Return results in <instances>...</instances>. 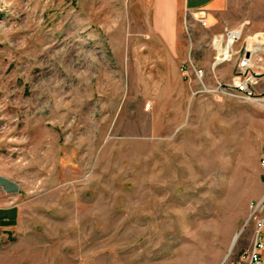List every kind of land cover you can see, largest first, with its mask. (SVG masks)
Returning <instances> with one entry per match:
<instances>
[{
    "label": "rangeland",
    "instance_id": "obj_1",
    "mask_svg": "<svg viewBox=\"0 0 264 264\" xmlns=\"http://www.w3.org/2000/svg\"><path fill=\"white\" fill-rule=\"evenodd\" d=\"M142 2L0 0V179L20 209L0 264H231L251 247L264 83L228 87L240 56L213 72L211 42L242 27L235 49L260 34L264 60V0H227L207 28L185 13L176 53Z\"/></svg>",
    "mask_w": 264,
    "mask_h": 264
},
{
    "label": "built area",
    "instance_id": "obj_2",
    "mask_svg": "<svg viewBox=\"0 0 264 264\" xmlns=\"http://www.w3.org/2000/svg\"><path fill=\"white\" fill-rule=\"evenodd\" d=\"M148 1V0H147ZM207 11L200 10L195 13L196 20L201 24L202 27H209ZM244 28L240 27L235 30H231L225 27L220 34L214 35L211 45L215 51L214 60L212 63V70H214L226 63H230L236 56H240V61L238 64V72L232 78V82L228 87L234 88L238 92L245 94L247 96H252L254 94L253 89L259 83L260 71L256 70L254 65V55L257 53L253 52V48L258 46L253 38L257 37L259 41V35L255 37H249L247 39L246 48L243 46L239 49H235L236 43L241 40ZM237 33L232 40H230L231 35ZM251 40L250 47L249 41ZM262 39H264L262 37ZM260 43V41H259ZM260 61H264L261 59ZM252 62V63H251ZM259 69V68H258ZM185 77L190 79H197L201 86V92L209 93V90L204 84L205 72L204 70L198 68L195 62L189 58L187 63V70L185 72ZM218 89L221 90L222 84L217 81ZM260 169L264 176V156L260 159ZM251 220L255 222L254 237L252 239V244L249 250L241 253L237 261L231 264H264V241L261 237V233L264 231V194L263 196L253 204Z\"/></svg>",
    "mask_w": 264,
    "mask_h": 264
},
{
    "label": "crops",
    "instance_id": "obj_3",
    "mask_svg": "<svg viewBox=\"0 0 264 264\" xmlns=\"http://www.w3.org/2000/svg\"><path fill=\"white\" fill-rule=\"evenodd\" d=\"M142 1L144 7L149 13L148 19L151 20L148 28L149 30L145 33L162 36L164 41L163 50L170 52L174 51L175 53L181 51L182 47L179 37L181 33L179 19L182 15L187 13L195 16V13L198 11L205 10L207 11L208 24L210 27L211 21L213 22L219 13L227 9V0ZM259 70H261L260 82L262 81V83H264V67L262 69L259 68ZM258 91L264 93V87H260ZM1 185H4V189L2 187L0 188V242L8 232L15 229L20 215L17 194L9 193L10 191L13 192L15 189L14 186L11 185V182L0 179V186ZM261 237L264 241V231L261 233Z\"/></svg>",
    "mask_w": 264,
    "mask_h": 264
},
{
    "label": "bare ground",
    "instance_id": "obj_4",
    "mask_svg": "<svg viewBox=\"0 0 264 264\" xmlns=\"http://www.w3.org/2000/svg\"><path fill=\"white\" fill-rule=\"evenodd\" d=\"M236 35H238L237 33H234L233 35H231V37H230V40H232ZM254 40V42L258 45L259 44V41H258V39L257 38H253L252 39V41ZM249 41V44H250V47H252V45H251V40L249 39L248 40ZM261 43V42H260ZM253 52L254 53H260L261 52V49H260V47L259 46H256L255 48H253ZM258 62V63H257ZM257 62H253L254 63V65L256 66V67H258V68H263L262 66H264V61H260V60H258ZM252 63V62H251ZM259 63H262L261 65L259 64ZM239 236H240V234H236V235H234V237L232 238V241H231V243H230V247H229V249H228V254H227V256L225 257V259H224V261L226 260V258L228 257V255L231 253V251L233 250V248H234V246H235V244H236V242H237V240H238V238H239Z\"/></svg>",
    "mask_w": 264,
    "mask_h": 264
}]
</instances>
